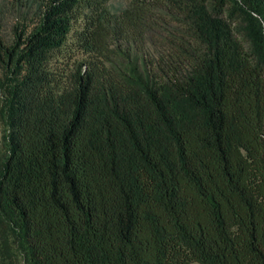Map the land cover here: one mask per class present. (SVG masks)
Listing matches in <instances>:
<instances>
[{"label": "trees", "instance_id": "trees-1", "mask_svg": "<svg viewBox=\"0 0 264 264\" xmlns=\"http://www.w3.org/2000/svg\"><path fill=\"white\" fill-rule=\"evenodd\" d=\"M14 1L0 264H264V0Z\"/></svg>", "mask_w": 264, "mask_h": 264}, {"label": "rangeland", "instance_id": "rangeland-1", "mask_svg": "<svg viewBox=\"0 0 264 264\" xmlns=\"http://www.w3.org/2000/svg\"><path fill=\"white\" fill-rule=\"evenodd\" d=\"M15 3L14 0H0V30L2 38L6 42H11L13 40L12 37V25L14 23V19L16 17V9L13 5ZM126 0H109V5L112 10H119L124 4ZM76 35L74 31H72L69 35L68 41L66 42V47L58 54L57 62L60 65H63L69 59H75L76 57H82L83 52L76 47ZM1 74V68H0ZM5 131L6 126L3 119L0 117V153L5 149ZM195 264H200L196 262Z\"/></svg>", "mask_w": 264, "mask_h": 264}]
</instances>
